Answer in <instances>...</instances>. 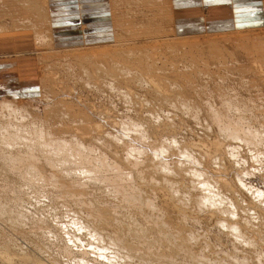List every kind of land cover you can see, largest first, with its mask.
Returning a JSON list of instances; mask_svg holds the SVG:
<instances>
[{"label":"bare ground","instance_id":"6f19581e","mask_svg":"<svg viewBox=\"0 0 264 264\" xmlns=\"http://www.w3.org/2000/svg\"><path fill=\"white\" fill-rule=\"evenodd\" d=\"M92 1V3L87 2L86 6L82 5L84 1L76 2L82 9L83 14L80 16L83 20L89 17L91 11L98 13L97 19L91 22L90 15L88 23L84 22L83 25L79 22L70 33L65 32V28H57L54 25L53 10L54 6H58L54 0H0V36L32 31L35 34L34 43L43 50L49 47L53 50H60L61 47L59 48L57 45L73 38L68 36L76 35L75 39L84 41L92 35L93 29L102 32L98 34L101 38L105 35L113 41L96 47L85 43L84 45L88 46L64 48L69 52L61 57L60 62L57 63L59 65L54 64L55 62H47L48 57L45 56V59L39 62L42 71L57 70L58 68L60 70L64 59L68 66L64 70L70 68L73 73H76L75 78L81 76L82 80L75 79L73 86L71 84L74 78L72 83L69 82L70 80L67 81L68 73L64 71L63 80L60 78L61 76L59 77L62 91H58L59 88L53 85L56 81L59 83L58 76L52 73L47 78L48 73L47 77H43V75L41 77L54 83L50 82V85L45 83V86L41 82L40 89L45 87V89L42 88L44 93L34 96V98L27 96V98H16L11 91L13 88L9 87V83L2 81V77H0V82H2L0 85V259L12 261V264H131L130 261L135 262V259L138 258L145 264L149 259H155L156 264H222V261L220 263V260L218 261L219 256L210 259L207 255L210 253L209 250V252L206 250V253L203 249L196 248V246H200L198 243L204 241L200 240L199 242L198 240L197 242L196 229L194 232H187L184 229L185 222L182 221L183 223L180 224V221H178L179 223L176 221V218L179 219L183 216L189 219L193 214L195 215L191 218L198 219V216L201 215L199 212H203L207 213V220L202 219L203 221H213V224L218 225V229H215L219 233L220 231L225 233L233 239L232 243H235V246L238 245L235 247L233 244L236 250L234 249L235 252L232 256L228 253L232 259H228L227 262L230 264H242V262L253 264L254 257L248 253L249 250L246 246L257 245L258 235H263L264 238V171H259L261 163L264 161V152L258 151L255 155H244L243 149L246 146L241 145L240 141L245 138V133L249 137L258 138L255 134L264 130V121L259 123V118L264 119V116L260 117V114L257 113L255 117L247 118L246 121L249 120L247 123L243 118L241 119L242 114L245 115V113L242 111L238 113V107L256 102L252 101L250 97L243 98V93L241 97L233 94L234 99H230V97L227 100V96L218 90L221 94L219 97L222 99L218 107L212 103L205 104L204 107L201 102L199 103L197 94L194 96V93L199 89L198 86H202V76L212 75L213 69L211 71L210 66L216 64L218 60L227 69L230 68L228 64L231 60L245 61L243 63L245 67H240L243 79L248 74L259 76L258 74L261 72L259 69L264 65V30L260 33L255 32L256 34L247 32L245 35H240L237 34L238 32L235 33L237 30L232 27L234 28L232 32L236 35L230 34L232 36L230 38L222 36L227 38L225 41L219 36L223 43L219 37L212 38L215 34H210L211 38L207 37L208 39L202 42L198 35L184 34L185 30L179 25V21L182 12L187 11L177 8V0H127L130 7L128 12H132L131 16L118 11L119 6L123 9V6L120 5L121 1L126 2V0ZM112 1L115 13L110 7ZM257 2L264 13V0H257ZM141 3L148 7L149 11H146L145 6L140 9ZM159 6L160 10L167 11L164 13L165 15L163 12H158ZM204 10H208L207 7ZM108 12L110 13V22H107ZM84 15L85 18H83ZM140 16H152L156 20L151 25L154 29L152 27L141 34L144 36L141 37L144 38L146 45H141L142 39L139 37L140 28L143 29L145 26H139V24H145L144 21L148 18L143 20L140 19ZM165 17H167L166 20ZM128 18L134 20L128 21ZM163 19L170 21L172 27L169 31L173 32V36H168L165 31H160L163 23L159 26L156 25L160 24V20L163 21ZM100 23L103 25L96 27ZM167 27L169 28L170 24L165 28L167 29ZM261 28L264 29V26ZM232 32L230 31L228 34ZM59 36H61L59 38L61 41L57 38ZM229 39L234 40L230 45L235 44L236 47L227 46ZM247 39H252V46H249L258 53L250 51L246 56L238 51L243 50L240 45H245L241 41ZM151 40H155V44H149ZM205 44H209V47L207 46L209 51L207 48V51L204 50ZM256 55L257 57H255ZM236 70L233 72H237ZM58 73L59 71L57 75ZM218 73L219 75H217L222 78L219 71ZM226 74L228 73L226 72ZM262 75L260 74V81L264 80ZM55 76L57 79L54 78ZM211 78L213 79V76ZM47 80L46 82H49ZM28 83L24 85V88L31 87V84ZM218 83L220 84V82ZM69 85L75 88L72 87L73 90L66 91ZM221 85L223 86V84ZM207 88L209 90V87ZM75 90H79L81 95H83V91H93L94 95L97 92L99 96L106 93L108 99L118 94L134 113L127 115V119L119 123L114 120L112 124L107 112L97 113L95 109L92 113L85 112L87 107L83 105L81 108L75 109L76 98L82 101L81 104L86 103L84 96L82 100L79 99L82 98L81 96L75 99L70 96V99H66V95L68 96L66 93L73 95V91L76 94ZM33 92V90H29L26 94ZM79 93L78 95H80ZM262 98L260 97V99ZM94 99L93 97L92 100ZM225 99L227 102L224 101ZM78 100H76L77 103ZM101 102L109 106L107 100ZM98 103L95 105L97 108L100 107L97 105ZM256 104H254L255 108H257ZM91 105L89 106L91 107ZM82 106L85 107V110H81ZM231 106L237 107V111L233 110V115H230L227 109ZM112 107H110L111 110ZM203 107L207 110V118L203 115L205 113ZM259 107L260 105L258 109ZM47 109L49 112L46 111ZM184 109L193 111V115L198 119L204 117L200 125L202 124L205 135L197 134L199 130L196 131L189 122L192 127H189L185 122L188 126L185 128V133H188V137L184 132L182 134L185 138L178 135L184 128L182 124H185L183 121L186 117L181 119V111ZM245 109L247 108L245 107ZM249 111H253L252 108ZM201 112L203 116H201ZM101 117H104V120ZM62 118L65 119L64 124L71 123L74 127V129L70 128L68 132L65 131L67 136L64 133L57 135V131L53 130L54 125H51V121L54 119L62 120ZM224 120L226 124H224ZM108 122L110 123L108 124ZM212 122L219 123L218 125L222 123L218 128L219 131H215L219 134H214ZM106 124L109 126L103 127ZM34 134L36 135L33 136ZM229 137L235 138L230 139ZM73 148L77 149L71 151ZM70 152L75 157L73 161L68 157ZM255 159L260 167L254 165ZM107 162L113 169V175L110 176L112 182L110 183V178H108L106 183L110 184L105 185L103 182L107 172L99 167L103 168ZM186 165H189L188 171ZM49 181L54 186L49 193L38 189L42 183ZM190 182L193 187L189 185ZM144 187L149 188V192H153L152 197L150 194L152 192L148 193L146 189L145 192L150 194L146 195L150 197H142L141 192ZM225 190L231 193L228 194ZM135 191L136 193H134ZM42 198L49 200L48 207L54 213L50 221L46 219V215L42 216L40 208L42 207L40 205L43 202ZM59 203L75 206L74 209L71 207L68 209L71 219L67 217L70 220L67 221L65 216L67 214L64 215L66 220L62 214L58 215L56 208ZM187 205L190 207L194 205V207L188 211L189 208L187 210L184 207ZM84 206L92 208L88 210V214H86L87 212L83 213V209V212L80 211V207ZM32 207L35 211L32 210ZM195 210L199 212L196 213ZM118 212L125 214L121 217V213L118 214ZM153 213L158 215V220L153 219V217H157ZM203 215L202 217H204ZM185 217L184 219L188 221ZM200 219L201 217L198 220ZM125 222H128L129 225H126ZM200 222L195 223L194 220V225L199 223L202 227ZM190 223L193 225L191 220ZM213 224L211 227L208 226V229L212 228L213 231ZM129 226L131 227L129 230L125 228H129ZM203 230L207 231V229ZM210 231L207 232L210 234ZM39 232L40 236H44V240L39 236ZM215 235L213 234V236ZM218 235L216 236L218 237ZM220 237L215 238L218 244V239L220 242L222 241ZM22 238L24 242L19 240ZM260 240L263 242V239ZM205 242L203 243L205 244ZM202 245L201 248L204 247ZM209 246L213 247L212 244ZM262 246L259 248L262 249ZM60 247L61 252L57 254ZM206 247L208 246L206 245ZM212 247H210L211 250H213ZM137 249L139 252L135 253ZM238 249L245 252L247 250V253L242 251V254L239 255ZM211 252L213 253V251ZM178 255L188 257L189 260L186 259L190 263L187 260L180 259L181 261H179ZM260 255L257 259L258 264H264V257ZM226 259L224 258L225 261ZM153 260L150 261L151 264H154ZM144 262L142 263L144 264Z\"/></svg>","mask_w":264,"mask_h":264},{"label":"rangeland","instance_id":"374dc122","mask_svg":"<svg viewBox=\"0 0 264 264\" xmlns=\"http://www.w3.org/2000/svg\"><path fill=\"white\" fill-rule=\"evenodd\" d=\"M53 1V0H52ZM90 1V3H92L93 1L92 0H84V4H82L83 6H86L87 5V2H89ZM121 1V0H120ZM54 2H56V0H54ZM69 0H57V3H58V6H54V12L56 13V10H59V9H64V8H69L68 9V11H70V10H72L74 7H72V9H71V6L69 5ZM65 3H67L68 5V7L67 6H64L65 5ZM74 4H73V6H76L77 8H81L80 6H78L77 4V2H73ZM89 3V4H90ZM115 3V2H114ZM80 4V3H79ZM118 4H119V2H118ZM120 5H122L123 6V9L121 8V6H119V9H118V11H121V12H124L125 13V15L127 14V15H132V12L130 11V12H128L129 10L128 9H130V7L128 6V3H127V0H126V2H123V1H121V3H120ZM142 5V7L140 8V9H142L145 5L144 4H140V6ZM206 6H207V9L208 10H204L205 8H202V10H200V13L203 15V13L205 14V16H207V18H209L210 17V12H211V9L209 10V5L208 4H205ZM63 6V7H62ZM114 5H113V1H112V4L110 5V7H111V9H112V12H114V10H115V8H112ZM146 7V6H145ZM144 7V8H145ZM121 8V9H120ZM125 9H126V11H125ZM146 9V11H149L148 9V7H146L145 8ZM161 8H160V6H159V8H158V12L160 13V12H163V15H165L164 13L165 12H167L166 10H165V12H164V10H160ZM53 12V13H54ZM80 12H82V9H80ZM93 13V14H92ZM94 13H95V15H94ZM115 13V12H114ZM97 14V15H96ZM90 15H91V22L93 21H95L97 18H96V16H98V13H96V12H90ZM90 15H88L89 17L88 18H86V19H82V16H81V19H80V22L81 23H83V25H84V22H86V23H88V21H89V19H90ZM93 15V16H92ZM175 15V14H174ZM173 15V16H174ZM186 15H188V13L186 14ZM201 15V16H202ZM158 16V15H157ZM95 17V18H94ZM141 17V18H140ZM139 18L140 19H143V20H145V19H147V20H145L144 21V23L146 24H139V26L140 25H143V26H145V27H143V29L142 28H140V35H139V37H141L142 35V32L143 31H145V30H149V29H151L152 27H151V25H153V23L154 22H156V20H154L153 18H152V16H150V17H142V16H140ZM54 19H53V21H56V17H55V15H54V17H53ZM83 18H85V15H84V17ZM149 18H152V20L150 19L149 20ZM158 18V17H157ZM105 19H107V18H105ZM131 19V20H130ZM133 18H128V21H133L132 20ZM167 19V17H165V20ZM108 21L107 22H110V13L108 12V19H107ZM159 21V20H158ZM169 20H167V21H164V19H163V21L162 20H160V24H156V25H161V23H163V28L161 27H158V28H160L161 30V32H163V31H165V33H167V35L169 36V35H172L173 36V32H171V31H169V29L172 27V25H171V23H170V21L168 22ZM189 21H191V20H189ZM189 21H188V23H186L187 25H184V26H187V30H185V32H184V34H189V33H193V35H198V37L200 38L199 40H201L202 42L203 41H206L208 38H211V35L210 34H215V36L213 35L212 36V38H214V37H222V36H228V38H230V37H232V36H230V34H235V33H237V34H240V35H242V34H246L247 32H250V33H260V32H262L264 29L263 28H261V27H263L264 26V22L262 21V23H260V25H254V27L253 26H246V27H236L234 24L232 25V27H235L236 28V30L237 31H235V33H233L232 31H233V29L234 28H232V27H224L223 26V28H217V29H215V28H208L207 26H203L204 25V23L203 22H199L198 23V20L197 21H195V22H197L198 24H200V25H198V26H200V27H198L197 26V24H189ZM194 21V20H193ZM7 22V21H6ZM166 22V25L168 26L169 24H170V27L168 28L167 27V29L165 28L166 27V25H164V23ZM79 23V22H78ZM77 23V24H78ZM149 25H148V24ZM168 23V24H167ZM189 24V25H188ZM103 24H97V26L96 27H99V26H102ZM110 25V24H109ZM206 25V24H205ZM75 26H77V25H75ZM54 27V26H53ZM116 27V26H115ZM89 28V27H88ZM108 29H109V27H107ZM117 29H118V27H116ZM165 28V29H164ZM232 28V29H231ZM252 28H254V29H252ZM74 29V28H73ZM111 29V28H110ZM109 29V30H110ZM152 29H154V27L152 28ZM246 29V30H245ZM255 29H257V30H255ZM88 30V29H87ZM112 30V29H111ZM116 30V29H115ZM100 32V30H94L93 29V31H91V36H89L88 38H86V39H84V41H82L83 39H75L76 37H73V38H71L70 40H65V41H63L64 43H60V45H57L59 48H60V50H53L52 48H46L45 50H43L41 47H39L38 45H36L34 42H35V40H34V33L32 32V31H30V32H28V31H21V32H19V33H16L15 35H10V34H6V35H2V36H0V65L2 64L3 65V63H6V62H8V63H11L10 64V67L8 68H5V67H3L2 69L0 68V72L2 73V75L0 76V77H2V81L4 80V81H6L7 83H9V87H12L13 89L11 90L12 91V93L14 94L13 96L14 97H16V98H18V97H20V98H27V97H30V98H34V96L36 97V96H40L41 95V93H44L43 91V89L42 88H44L45 89V87H42L41 89H40V85H42V84H44L45 86H46V84L48 85V83H49V85H50V82L51 83H54V82H52L51 80H47L46 78L44 79V78H42L41 77V75H43V77H47V75H48V73H49V75H48V77L47 78H49L50 77V75L53 73V75H56V76H58V78L60 77L62 80H63V77H62V74H64L65 72L66 73H68V77H69V79L67 80V76L66 77H64L67 81H69L70 83H72L71 85H73L74 84V81H75V79H79V80H82L80 77L81 76H78L77 78H75L76 76H75V72L73 73V71H71V69L69 68L68 70H70V72H67L68 70H64L66 67L68 68V66H66V62H65V60L63 59L62 61H64L61 65L62 66H60V70H59V68L56 70V69H49V70H51V71H47V69H46V71L45 70H41L42 68H41V65H40V61H42V60H44L45 58V56H47L48 57V60H47V62H49V63H54V64H57L58 62H60V60H61V57H63V55L65 54V55H67L66 54V50L64 49V48H74V46H76V47H79V46H85L84 44L85 43H87L89 46H91V47H96V46H99L100 44L101 45H103V43H111V42H113V41H111V39H109V38H107V37H105V35H103L102 36V38L98 35L99 34V32ZM214 31H216L215 33H211V32H214ZM232 32V33H229L228 34V32ZM244 31H246V32H244ZM253 31V32H252ZM88 32H90V30H88ZM98 32V33H97ZM117 32V31H116ZM218 32V33H217ZM158 33V32H157ZM223 33V34H222ZM227 33V34H226ZM255 33V34H256ZM152 34H155V33H152ZM175 34V33H174ZM217 34V35H216ZM236 35V34H235ZM206 36V37H205ZM130 37H132V36H130ZM134 37V36H133ZM136 37H138V36H136ZM142 37H144V36H142ZM142 37H141V39H142ZM208 37V38H207ZM220 37H219V40H220ZM164 38V37H163ZM163 38H161V39H163ZM252 38V37H251ZM140 39V40H141ZM221 39H223L224 41H225V39H227V38H224V37H222ZM235 39V38H234ZM163 40H165V38L163 39ZM252 39H250V40H245V41H247V42H250L249 44L248 43H246L245 41H241L242 43H245V45H240V46H242L241 47V49H243V50H238L239 52H241V53H243L244 55H248L249 53L248 52H256V53H258L256 50H254V49H252L251 48V44L253 43L252 41H251ZM59 41H61V40H59ZM220 41H222V40H220ZM219 41V42H220ZM227 41H229V44L227 45V46H230V47H236V45L235 44H232V45H230L234 40H227ZM141 42V45H146V43H145V40H144V38L140 41ZM143 42V43H142ZM157 42V41H156ZM161 42V41H160ZM163 42V41H162ZM155 44V40H151L150 42H149V44ZM221 43H223V41L221 42ZM228 43V42H227ZM246 44H248L247 46H246ZM7 45H12V46H10V47H8ZM88 45H86V46H88ZM206 45V44H205ZM204 45V50H206V48H207V50H208V45L209 44H207L206 46ZM249 45H251V46H249ZM85 46V47H86ZM208 46V47H207ZM114 47V46H113ZM248 48V49H247ZM202 49V48H201ZM206 50V51H207ZM48 51V52H47ZM209 51V50H208ZM230 51H232V50H230ZM46 52V53H45ZM68 52H69V50H68ZM67 52V53H68ZM247 52V53H246ZM46 54V55H45ZM251 54V53H250ZM42 55V56H41ZM255 57H257V55L255 56ZM255 57H253V58H255ZM43 58V59H42ZM55 58H57V59H55ZM68 59H72V58H68ZM52 60V61H51ZM73 60V59H72ZM235 61H236V64H235ZM239 61L240 60H236V59H234V60H231L230 61V63L228 64V67H230V68H226V67H224L222 64H220V62H219V60L218 61H216V64H213L212 66H210L211 67V71H212V69H213V71L216 73H214L215 74V76H214V74H213V71L211 72L212 73V75H210V76H207V74L206 75H204V76H202L203 78H202V81H201V85L202 86H198V90H196V92L194 93V96L196 95V97L199 99V103L201 102V104L202 105H204V107L206 106V105H210L211 103H212V105H216L217 107L219 106V104L221 103V101H222V99L219 97V95H221V94H219V92L220 93H224V95H226L227 97V100L230 98V99H234V97L237 95V96H240L241 97V94H242V97L243 98H248V97H250V98H252L251 100L252 101H256L257 102V104H256V102L254 103H252V102H250L249 104H248V106L247 105H241V106H239L238 108H239V111H238V113H241V111H242V113L244 112L245 113V115H247L246 116V118H245V115L244 114H242V116H241V119L243 118V120H244V122H248V121H246L247 120V118H253V117H255V115L258 113V114H260V117H263L264 116V82H262V81H264V80H262V81H260V74L262 75L263 74V72H264V65L259 69L261 72H259V76H254L253 74H248L247 76H244V77H246V78H244L243 79V73L241 74L240 73V71H242V67H245L244 65H243V63H245V61L244 62H242V61H240V63H239ZM233 64V65H232ZM256 65H257V63H255ZM57 65H59V64H57ZM65 65V66H64ZM68 65V64H67ZM220 66V67H219ZM232 66L234 67L233 69H232ZM241 67V68H240ZM66 68V69H67ZM236 68H237V70H236ZM216 69V70H215ZM62 70V71H61ZM220 72V75L222 76V78L220 77V76H218L219 75V73H218V71ZM226 70V71H225ZM229 70H230V73H229ZM237 71V72H233V71ZM59 71V73H58V75H57V72ZM65 71V72H64ZM217 71V72H216ZM263 71V72H262ZM51 72V73H50ZM64 72V73H63ZM226 72L228 73V74H226ZM234 74H233V73ZM55 73V74H54ZM72 73H73V75H72ZM60 74V75H59ZM218 74V75H217ZM223 74V75H222ZM226 74V75H225ZM230 74V75H229ZM233 74V75H232ZM237 74V76H235ZM26 76V77H25ZM54 77V78H56L57 79V77ZM71 76V77H70ZM211 76H213V79L211 78ZM229 76H231L232 78H230ZM263 77H264V74L262 75ZM25 77V78H24ZM53 77V76H52ZM215 77V78H214ZM224 77V78H223ZM236 77V78H235ZM239 77V78H238ZM252 77V78H251ZM58 79V80H60L59 81V83H60V86H58V82L56 81L55 83H57V84H53V85H55V86H57L59 89H58V91L60 90V91H62L63 89L61 88L60 89V87H61V85H62V83H61V79ZM74 78V80L72 81V79ZM206 78V79H205ZM217 78V79H216ZM229 78V79H228ZM249 78V79H248ZM256 80H255V79ZM43 79L45 80V82L43 81ZM220 79V80H219ZM226 79H228V80H230V81H228V80H226ZM46 80L47 81H49V82H46ZM65 80V81H66ZM209 80V81H208ZM212 80H216V81H212ZM226 80V81H225ZM240 80V81H239ZM248 80V81H247ZM25 81H27V82H29L28 84H31V87L30 88H28V87H26V88H24V85H26L27 84V82H25ZM54 81V80H53ZM72 81V82H71ZM220 82V84L218 83V82ZM223 81H225V82H227V83H225V82H223ZM254 81H255V83H254ZM41 82H43L42 84H41ZM211 83V84H209V83ZM215 82V83H214ZM230 82V83H229ZM231 82H234V83H231ZM239 82V83H238ZM242 82V83H241ZM244 82H245V84H244ZM247 82V83H246ZM46 83V84H45ZM203 83V84H202ZM208 84V85H205V84ZM238 83V84H237ZM2 84V82H0V85ZM221 84H223V86L221 85ZM263 84V85H262ZM76 85V84H75ZM218 85V86H217ZM232 87L231 89H230V87ZM232 85V86H231ZM241 85V86H240ZM256 85H258V86H256ZM34 86V87H33ZM74 86V85H73ZM73 86H68L67 88H66V91H68V89H69V91L70 90H73V88H75V87H73ZM209 87V90H208V88L207 87ZM226 86H228L227 88H226ZM236 87V90H235V87ZM247 87L246 89L245 88H242V87ZM249 86V87H248ZM19 87H22V88H19ZM73 87V88H72ZM223 87H225L224 89H223ZM33 88V89H32ZM70 88H72V89H70ZM234 88V89H233ZM242 88V89H241ZM250 88H251V90H250ZM262 88V89H261ZM202 89V90H201ZM249 89V90H248ZM29 90H33L34 92L33 93H30V94H26V92L27 91H29ZM43 90V91H42ZM208 90V91H207ZM215 90V91H214ZM218 90H219V92H218ZM227 90V91H226ZM232 90H234L235 92H231ZM36 91V92H35ZM213 91V92H212ZM225 91V92H224ZM248 91H251V92H248ZM255 91V92H254ZM261 91V92H260ZM16 92V93H15ZM79 93V90H75V93L77 94H74V91L72 92V94L73 95H69V93H66V94H68V96L66 95V99H70V96H71V98H73V99H75L76 97H82V98H79V99H83V96H84V102H86L85 104L84 103H80V102H82V101H79L78 100V98H76V100H78V103L76 102V100L74 101L76 104H74V107H75V109L76 108H78V107H80L81 108V105H83V106H85V107H87V111H85V112H91L92 113V111H95V112H97V113H106V114H108V116H110L109 117V120L111 119V121H112V124H113V122H114V120H116L115 122H117V123H119V122H121L122 120H125V119H127V115H132L134 112H132V109H130V107H128L124 102H123V99L121 98V97H119V95L117 94L116 96L114 95L113 96V98H109L110 99V101H109V99H108V97H106V93H104V94H100V96L97 94V92L95 93V95H96V97H95V95H94V93H93V91L91 92V91H83L82 92V94L83 95H81V93H79L80 95H78V93ZM85 92V93H84ZM208 92V93H207ZM229 92V93H228ZM238 94H237V93ZM245 92V93H244ZM88 94V96H87V94ZM201 93V94H200ZM226 93H228V94H226ZM240 93V94H239ZM248 93H250L251 95H253L252 97H251V95L250 94H248ZM254 93V94H253ZM263 93V94H262ZM32 94V95H31ZM233 94H235V96L233 95ZM258 94H260V95H262L263 96V98H262V96H260L262 99H263V101H262V99H260V97L258 96ZM30 95V96H29ZM74 95H75V97H74ZM90 95V96H89ZM93 95V96H92ZM231 95V96H230ZM232 95H233V98H232ZM247 95V96H246ZM249 95V96H248ZM27 96V97H26ZM86 96V97H85ZM105 98H104V97ZM212 96H214V97H212ZM217 96V97H216ZM65 97V96H64ZM69 97V98H68ZM92 97V98H91ZM93 97L95 98L94 100H92L93 99ZM98 97V98H97ZM103 99H102V98ZM256 97H258V98H256ZM86 98H88V99H86ZM107 98V99H106ZM114 98H116V99H114ZM204 98V99H203ZM209 98V99H208ZM90 99V100H89ZM98 99V100H97ZM100 99V100H99ZM105 99V100H104ZM254 99V100H253ZM106 100H107V103H109V106H108V104H106L105 103V105L104 104H102L103 102H101V101H104V102H106ZM114 101V103H113V101ZM227 100L225 99L224 101L225 102H227ZM91 101H93L92 103L90 102V104H89V102ZM95 101H97V102H95ZM109 101V102H108ZM117 101V102H116ZM98 102H100V103H98ZM220 102V103H219ZM260 102V103H259ZM40 103V102H39ZM96 103H98L97 105H99L100 107H101V109H100V107H98L97 108V106L95 107V105H96ZM208 103V104H207ZM87 104V105H86ZM91 105V107L89 106V105ZM100 104H102V105H100ZM119 106H118V105ZM206 104V105H205ZM254 104H256L257 105V108H255V106H254ZM260 105V107H259V109H258V106ZM262 105V106H261ZM82 106V108L83 109H81V110H85L84 108L85 107H83ZM102 106H104L103 108H102ZM107 106V107H106ZM111 106H113L112 107V110L110 109V107ZM117 106V107H116ZM121 106V107H120ZM215 106V107H216ZM244 107V109H243V107ZM89 107V108H88ZM95 107V108H94ZM125 107H127V108H125ZM204 107H203V110H204V114L203 115H205V118H207L208 116L206 115L207 114V110H206V108L204 109ZM245 107L247 108V109H245ZM252 108V110L254 111L255 109V111L253 112V111H249V109L251 110V108ZM106 108V109H105ZM108 108H109V111H108ZM118 110H117V109ZM120 108H122V109H120ZM213 107L211 106V109H212ZM236 106H231V108L229 107V108H227L228 109V112L230 113V115H233V113H234V109L236 110ZM243 110H242V109ZM89 109V110H88ZM95 109V110H94ZM97 109H98V111H97ZM80 110V111H81ZM100 110V111H99ZM105 110V111H104ZM114 110H116V111H114ZM120 110V111H119ZM189 110V109H188ZM188 110H183V111H181L182 112V114H181V119L183 120V118L185 119V117H186V119H188L187 121H183L184 123L186 122L187 124H188V126L190 127L191 125L190 124H192L193 125V127H194V129H196V131H198L197 132V134H200V135H205L203 132H205V131H203L202 129H203V127H202V124L200 125V123L202 122L201 120H204V117H202L201 119H198V118H196L195 117V115H193V111H191V110H189V112H188ZM245 110H247V111H245ZM44 111V110H43ZM47 112H49V110L47 109L46 110ZM103 111V112H102ZM110 111H112V112H110ZM114 111V112H113ZM123 111V112H122ZM237 111V110H236ZM249 111V112H248ZM46 112V113H47ZM94 112V113H95ZM116 112V113H115ZM119 112V113H118ZM129 112H131V113H129ZM192 112V113H191ZM114 113V114H113ZM126 113V114H125ZM136 113V112H135ZM252 114L251 116H250V114ZM119 115V116H117V115ZM121 114V115H120ZM192 114V115H191ZM201 114V116H203L202 115V112L200 113ZM42 115V114H41ZM111 115H112V117H111ZM262 115V116H261ZM123 116H124V118H123ZM125 116H126V118H125ZM244 116V117H243ZM120 117V119H118ZM99 118V117H98ZM102 119L104 118V117H101ZM113 118H115V119H113ZM194 121H193V120ZM210 119V118H209ZM257 119H258V117H257ZM260 119V120H259ZM258 120H259V123H263V121H264V119H262V118H259ZM65 119H63L62 118V120L61 119H54V121H51V125H54L53 127H54V131L56 132L57 131V135H62L61 133H64V134H66V136H67V133L66 132H68V130L71 128V129H74V127H73V124H71V123H69V124H64L63 123V121H64ZM104 120V119H103ZM196 120V121H195ZM198 120V121H197ZM263 120V121H262ZM60 121V122H59ZM225 121V120H224ZM53 122V123H52ZM58 122V123H57ZM62 122V123H61ZM190 124H189V123ZM196 124H195V123ZM56 123V124H55ZM59 123H60V126H59ZM110 122H108V124H109ZM186 123L185 124H182L183 126H184V131H183V129L180 131V133L181 134H178L179 136H181L182 138H185V137H183L184 135L182 134L183 132H184V134H186L185 133V128H187L188 126L186 125ZM222 123H223V121H222ZM222 123H220V125L222 124ZM251 123V122H250ZM108 124H106V126H104L103 125V127H105V128H107L109 125ZM212 124H213V127H214V134H219V132H215V131H219V126L220 125H218L219 123H213L212 122ZM217 124V125H216ZM224 124H226V121H225V123ZM56 125V126H55ZM72 125V126H71ZM108 125V126H107ZM251 125H252V123H251ZM65 128H64V127ZM75 126V125H74ZM186 126V127H185ZM198 126V127H197ZM216 126H218L217 128H215ZM52 127V128H53ZM57 127H58V129H57ZM59 127H61V128H59ZM192 127V126H191ZM55 128H56V130H55ZM59 129H61L60 131H59ZM75 129H76V127H75ZM216 129V130H215ZM106 130V129H105ZM188 130V129H187ZM64 131V132H63ZM66 131V132H65ZM190 131V130H189ZM189 131H187V132H189ZM200 132V133H199ZM193 133V132H192ZM203 133V134H202ZM36 134H34L33 136H35ZM68 135H69V133H68ZM187 136L186 137H188V133L186 134ZM32 136V137H33ZM192 137H195V136H192ZM196 137H198L197 135H196ZM195 139V138H194ZM42 147V146H41ZM75 149H77V148H73L71 151H74ZM71 154V152L68 154V157L73 161V160H75V157H73L72 156V154ZM249 154H252V153H248V155ZM252 160V159H251ZM109 163L107 162L106 163V166H104L103 168H101V167H99L100 169H102L103 171H105V172H107L106 174H105V181L103 182V183H105V185H108V184H110L111 182H112V179H111V177H112V173H113V169H112V167L110 166L109 167V165H108ZM258 162H256V159L254 160V165L255 166H257V167H260V166H258ZM187 167V171H188V168H189V165H186ZM107 167V168H106ZM107 170H106V169ZM108 169H109V171H108ZM112 169V171H110ZM185 170V171H186ZM186 171V172H187ZM259 171H261V172H263L264 171V169H261V167H260V169H259ZM109 172V173H108ZM109 175V176H108ZM106 176H107V178H106ZM111 176V177H110ZM108 178H110L109 180V182L110 183H106V181H107V179ZM259 179H261V177H259ZM104 180V179H103ZM102 181V180H101ZM103 183H102V185H103ZM105 185H103V186H105ZM189 185H191V187H193V184L190 182V184ZM37 187V186H36ZM47 187H48V189H47ZM149 187V186H148ZM54 188V186H52V183L49 181V182H46V183H42V185H40V186H38V189H40V191H43L44 193H49V191H51L52 189ZM147 187H144L143 189L144 190H142V192H141V194H142V197H150V196H148V195H150L151 194V197L153 196L152 194H153V192L152 191H150V192H152V193H150L149 192V188L148 189H146ZM98 189V188H97ZM145 189H146V191H148V193H150V194H148L147 192H145ZM96 190V189H95ZM136 191H137V189H136ZM136 191L134 192V193H136ZM225 191H227V193L229 194V193H231V192H229L228 190H225ZM144 193V194H143ZM146 194H148V195H146ZM32 194L30 193V196H31ZM101 196V195H100ZM112 196V195H111ZM110 196V197H111ZM113 197V196H112ZM112 197H111V199H112ZM42 203L40 204L42 207H40L41 208V210H42V212L41 213H43V215L42 216H45L46 215V219L47 220H49L50 221V219H52L53 217L52 216H54L53 214V212H52V209L51 208H49L48 207V203H50L49 202V200H47V199H45V198H42ZM69 203L73 206V204L71 203V201H69ZM194 203V202H193ZM39 205V206H40ZM71 205L69 206L68 205V203L67 204H63V203H59L57 206H58V208H56V209H58L57 210V212H58V215H60L61 216V214H62V216H63V218H64V220H66L65 218L68 216L70 219H71V217H70V215L68 214L69 212H68V209H70V207H71ZM38 206V207H39ZM60 206V207H59ZM68 206H69V208H68ZM89 206H92V205H89ZM192 206V205H191ZM75 207V206H74ZM74 207H71V208H73L74 209ZM86 207H88V206H84V207H80L81 208V212H83V213H86V214H88L89 213V211L88 210H90V209H92L91 207L89 208H86ZM185 208H187V210H188V208H189V210L188 211H190V208H193L194 207V205L192 206V207H190V205H187V206H184ZM33 209L32 210H34V207H32ZM39 208V209H40ZM75 209H77V208H75ZM82 209H83V211H82ZM87 209V210H86ZM47 210L49 211L48 213H47ZM86 210V211H85ZM197 210V209H196ZM195 210V212L197 213V212H199V211H196ZM35 211V210H34ZM192 211V210H191ZM152 212H154V211H152ZM60 213V214H59ZM121 213V212H120ZM119 212H118V214H120ZM157 213V212H156ZM201 215H199L198 216V219L201 217V219L200 220H198L197 218H194V219H192L191 217L193 216V215H195V214H191L190 212H189V214L190 215H192L191 217H189V219L191 220V222H193V225H194V220H195V223L196 222H199V221H201L200 222V224H202V227H201V225H199V223H197V224H195L197 227H194L193 225H192V223H190V220L188 219V217L186 218L185 216H183V217H180L179 219H177L176 218V221L178 222V221H180V224H182L183 222H185L184 223V225H185V227H187V228H185L184 227V229L188 232H190V231H195V229H196V231H195V234H196V240H197V242H198V240H199V242H200V240H204V241H201V243H198V244H200V246H196V248L197 247H199L198 248V250L200 249V250H204L205 252H206V250H207V252H209L210 251V253H208L207 255H209V257L208 258H213L214 259V257H216V256H219V259H218V261H219V263L221 262L222 264H230V262H227L228 261V259H232L231 258V256H232V254H233V252H235V247L236 246H238L237 244H236V246H235V243H232V242H234V241H232L233 239H231L230 237H228L225 233H223V232H221L220 231V233H219V231L217 230L218 229V225H215V223L213 224V221H209V222H207V221H203V220H207L206 218H207V213H203V212H199ZM35 214V213H34ZM65 214H67V215H65ZM123 214H125V213H123ZM122 213H121V217H122V215H123ZM158 214V213H157ZM180 214V213H179ZM204 214V215H203ZM64 215L66 216V217H64ZM153 215L156 217V218H154L153 217V219L154 220H158V215H160V214H158V215H155L154 213H153ZM198 215V214H197ZM202 215L205 217H202ZM176 216H178L179 217V215L178 214H176ZM67 217V221L68 220H70L69 218ZM184 217L186 218V219H188V221L187 220H185L184 219ZM161 218V216L159 217V219ZM182 218V219H181ZM203 219V220H202ZM183 221V222H182ZM145 222V221H144ZM177 222H174V223H176L177 224ZM205 222V224H203V223ZM206 222H207V224H206ZM128 223V222H127ZM126 222H125V224L126 225H129V224H127ZM179 223V222H178ZM211 224H213L212 225V227H213V231H214V233H213V231L211 230H209L208 229V226L209 227H211ZM131 225V224H130ZM204 225V226H203ZM207 227H206V226ZM124 226V225H123ZM181 227V226H180ZM194 229H193V228ZM204 227V228H203ZM124 228V227H123ZM126 229H130L131 227L129 226V228H127V227H125ZM183 228V227H182ZM215 228H217V229H215ZM224 228V227H223ZM188 229V230H187ZM190 229V230H189ZM203 229H207V231H210L211 233V235L209 234V232H207V231H205L204 232V230ZM198 230V231H197ZM215 230H216V235H218V237H220V238H222L221 240L223 241H221L220 242V239H218V241H219V244H218V242H217V239H215V238H218L216 235H215ZM217 231H218V234H217ZM40 233V232H39ZM198 233H199V236H198ZM201 233V234H200ZM208 235H207V234ZM222 233V234H221ZM213 234L215 235V236H213ZM33 236H34V233L32 234ZM41 235V233L39 234V236ZM37 236V235H36ZM209 236V237H208ZM225 236H226V238H225ZM260 236H262V238H260ZM41 237V239L42 240H44L45 238H44V236H40ZM201 237V239H199ZM204 237V238H203ZM228 237V238H227ZM257 238H258V241H257V245H255L254 247L252 246V247H250V246H246V248H247V250H249L248 251V253L249 254H251V256H253L254 258H253V264H258V261H257V259H258V255H260V256H263L264 257V253H263V251H264V246H262L264 243V238H263V235H258L257 236ZM224 239V240H223ZM260 239H263V242H260V241H262V240H260ZM21 242H24V239L22 238V239H19ZM23 240V241H22ZM206 241V242H205ZM210 241V242H209ZM228 241V242H227ZM203 242H205V244L208 246V247H206V245L203 243ZM243 244H245L243 241H241ZM215 243V244H214ZM238 243H240V241H238ZM260 243V244H259ZM201 244H203L204 245V247H202L201 248ZM209 244H212L213 245V247L212 246H209ZM218 244V245H217ZM227 244V245H226ZM233 244H234V246L235 247H233ZM258 244L260 245V246H262V249H260L259 247H258ZM262 244V245H261ZM202 245V246H203ZM217 245V246H216ZM232 245V246H231ZM210 247H212L213 248V250H211V248ZM215 247V248H214ZM233 247V248H232ZM217 248V249H216ZM253 248V249H252ZM217 251H215V250ZM235 249V250H234ZM257 249V250H256ZM60 250V251H59ZM59 250H58V253L57 254H59V252H61V247L59 248ZM209 250V251H208ZM234 250V251H233ZM240 250V251H239ZM247 250H246V252L245 251H243V253H247ZM261 251V252H259V251ZM57 251V250H56ZM203 251V253H205ZM211 251H213V253L211 252ZM232 251V252H231ZM238 251V254L239 255H241L242 253V251H241V249H238L237 250ZM253 251V252H252ZM254 251H255V253H254ZM260 253H258V252ZM137 252H139L138 251V249H137V251L135 252V253H137ZM202 252V251H201ZM206 252V253H207ZM231 252V253H230ZM213 255H212V254ZM222 253H224L223 255H222ZM227 253V254H226ZM231 255H229V254ZM56 254V253H55ZM61 254H63V253H61ZM140 254H142L141 252H140ZM237 254V255H238ZM252 254H254L255 256L257 255V257H255L254 255H252ZM263 254V255H262ZM64 255H65V253H64ZM180 255H178L177 256V259L179 258V261H181V260H183V261H186L187 259H188V257H186V256H184L183 255V257H181L182 256V254H181V256L179 257ZM210 256H212V257H210ZM223 258H222V257ZM221 257V258H220ZM228 257V258H227ZM230 257V258H229ZM138 258V257H137ZM175 258V257H174ZM187 258V259H186ZM218 258V257H217ZM224 258L226 259V261L224 260ZM181 259V260H180ZM137 260H138V262H137ZM153 260V259H152ZM151 259H149L148 260V263L147 264H151L150 263V261H152ZM189 260V259H188ZM187 260V262H189ZM224 261V262H223ZM135 262L137 263V264H143L142 262H144V261H142V260H140V258H138V259H135ZM134 261L133 262H129V263H131V264H136ZM140 262V263H139ZM153 262H154V264H156V260L154 259L153 260ZM251 262H252V260H251ZM190 263V262H189ZM206 263H207V261H206ZM0 264H12V261H9V260H6V259H0ZM144 264H145V262H144ZM153 264V263H152Z\"/></svg>","mask_w":264,"mask_h":264},{"label":"crops","instance_id":"0c3cea01","mask_svg":"<svg viewBox=\"0 0 264 264\" xmlns=\"http://www.w3.org/2000/svg\"><path fill=\"white\" fill-rule=\"evenodd\" d=\"M69 5L74 7L72 10L68 11L69 8L56 10L55 17L56 21L54 25L58 28H65L64 31L72 33L73 27L80 22L81 16L83 13L80 12V9L76 6H73V2L78 0H69ZM84 1V0H80ZM57 2V1H56ZM209 5V10L211 9L210 17L207 18L205 14L200 13L202 8H206ZM65 4L64 6H67ZM177 8H183L187 12H182L179 25L187 30V25L189 24H198L203 22V26L208 28H223L232 27L234 24L236 27H246L260 25L264 21V13L261 8H259V3L257 0H177ZM68 7V6H67ZM92 12V11H91ZM90 13V12H89ZM188 13V15H186ZM202 15V16H201ZM254 15V16H253ZM256 18V19H255ZM184 20V21H183ZM194 20V21H193ZM198 20V23L195 22ZM183 21V22H182ZM207 23L208 25H205ZM188 24V25H189ZM210 24V25H209ZM66 26V27H65ZM200 27V26H198ZM63 30V29H62ZM99 32V31H98ZM97 32V33H98ZM102 33V32H99ZM87 35V34H86ZM76 36V35H74ZM68 36V37H74ZM61 36L57 37L58 40ZM8 47L12 45H7ZM11 63H3L0 65V68L3 67L9 68ZM34 87V86H33ZM22 88V87H19ZM33 89V88H32Z\"/></svg>","mask_w":264,"mask_h":264},{"label":"clouds","instance_id":"9594fccd","mask_svg":"<svg viewBox=\"0 0 264 264\" xmlns=\"http://www.w3.org/2000/svg\"><path fill=\"white\" fill-rule=\"evenodd\" d=\"M256 137H249L247 133L244 134L245 138L240 141V144L243 146H246L243 149V154L247 155L249 152L252 154H257V152H264V130H262L260 133L255 134ZM230 139L235 137H229ZM243 163V161H241ZM261 168L264 169V161L261 163ZM242 264H246V262H242Z\"/></svg>","mask_w":264,"mask_h":264}]
</instances>
